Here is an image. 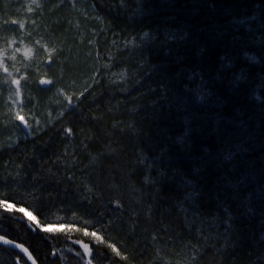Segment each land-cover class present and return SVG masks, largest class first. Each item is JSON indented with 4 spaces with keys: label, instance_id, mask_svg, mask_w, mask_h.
Returning <instances> with one entry per match:
<instances>
[{
    "label": "snow or ice",
    "instance_id": "snow-or-ice-1",
    "mask_svg": "<svg viewBox=\"0 0 264 264\" xmlns=\"http://www.w3.org/2000/svg\"><path fill=\"white\" fill-rule=\"evenodd\" d=\"M72 2L75 7V0ZM65 3L66 0H58L52 7L59 10ZM121 4L126 6V0H121ZM43 7L37 0H31L26 11L36 15V8ZM203 7L211 9L214 14L218 7L217 0H192L193 14ZM138 8L141 12H147L151 5L148 0H139ZM222 14L231 17L224 25L217 24L214 18L195 26L189 20L177 21L176 17H169L162 27L158 25L147 31L141 29L142 36L137 33L135 38L129 34L117 39L118 34L113 32L112 45L105 49V54L95 58L88 56L87 59L93 60L92 70L87 74V79H84L86 74L80 75L82 86L75 78L79 63L74 62L80 53H74L72 47L66 51V38L57 36L52 25H48L51 31L41 35V26L33 20L34 31L25 35V22L5 20V25L16 24L21 31L16 39L4 37L5 46L0 48V154L16 151L21 145L27 146L30 138L33 150L31 153L24 152V159L15 166L14 176H0V184L9 189L12 185L23 188L24 196L41 204L49 187L62 190L64 195L72 192L77 196V207H69L68 213L77 219L69 223H42L26 207H17L23 201L11 203L14 197L8 192H0V212L18 213L29 231L53 238L64 235L68 239L79 233L81 238L72 239L73 247L69 249L74 251L78 264H112L109 252L129 264L126 251L122 252L116 242L106 238L107 228L114 221L108 219L102 223L106 215L123 210L119 198L108 197V193L117 189L106 183L107 177L104 176L105 172H116L118 169L115 166L105 167L103 163L106 159L116 158L123 151V145L114 141L112 134L101 127L104 114L89 113L93 117L94 127H101L104 138L109 141L101 145L104 151L91 155L89 147L99 143L100 138L92 129H74L71 121L76 113L81 114L82 119H88L83 116V109L87 103H96L98 97L103 95L104 89L100 93L95 90L105 82L110 85L107 89L109 92L121 90L120 80L112 79L113 76L124 79L128 73H134L135 69L147 64L150 56L160 55L163 59L151 66L153 73L160 76L158 98L167 104L170 112L175 110L182 131L175 139L169 138L171 143H163L156 154L150 156L152 171L141 178V186L144 189L145 181L151 176V183L146 187L152 191H142V200L158 202L163 186L173 182L180 194L176 200L177 206L186 214L187 222H204L210 218L214 228L224 229L223 233L218 234L225 238L234 234L237 220L241 217L252 219L259 216L260 238L253 242L255 264H264V104L260 105L258 135L257 128L242 118L241 106L232 101V96L240 92L242 84L251 83L246 69L236 68V59L227 49L213 50L214 44L219 47L229 28L238 32L241 27L252 32L253 41L264 47V0L255 5L252 14L238 17L227 6L223 7ZM95 19L99 20L100 17ZM131 20L136 22L135 14ZM257 28L260 30L258 41L255 37ZM161 32L162 40L159 39ZM239 38L234 35L232 39L236 41ZM26 40L29 43H25ZM170 41H176L177 46L171 47ZM89 43L97 42L89 40ZM121 44L123 53L127 55L117 47ZM185 45L189 46L187 51L183 50ZM112 47H117L115 53L111 51ZM193 49L197 60L195 64L190 55ZM9 50L11 56L8 55ZM109 54L112 55L110 60L107 58ZM102 59L106 62L99 63ZM117 66L121 70L112 72ZM139 85L141 81L136 80L133 87ZM259 87L264 88V76ZM222 89H226L227 94ZM149 90L153 91L151 88ZM226 106L231 107V115H226ZM118 124V121L114 122L113 133L125 130L117 127ZM5 131L8 132L6 141L3 137ZM51 133L63 134L65 141L53 162L54 165L64 162L63 169L57 166L55 171L52 166L46 167L40 163L35 151V141ZM113 144L119 146L112 147ZM257 147L259 155L249 158ZM78 153L88 154L90 164L78 167ZM139 167L138 163L136 169ZM136 169L130 175H134ZM77 171L86 172L85 179L78 181ZM102 178L105 181L103 184ZM111 178L116 179L115 176ZM47 194L52 195L51 192ZM144 207L149 214L147 222L150 223L154 205L149 203ZM84 215L89 219H84ZM134 215L139 214L134 212ZM97 225H100L99 231ZM134 227L130 229L133 234ZM154 239L159 240V237ZM0 244L19 249L20 254H27L32 264H38V259L33 257L24 243H17L6 233L0 234ZM75 246H79V250ZM98 246L106 250L103 257L98 254ZM189 246L195 251V246ZM14 264L19 262L14 261ZM186 264H199V261L193 255Z\"/></svg>",
    "mask_w": 264,
    "mask_h": 264
},
{
    "label": "trees",
    "instance_id": "trees-1",
    "mask_svg": "<svg viewBox=\"0 0 264 264\" xmlns=\"http://www.w3.org/2000/svg\"><path fill=\"white\" fill-rule=\"evenodd\" d=\"M58 0H42L46 8L45 16L41 18L40 34H46L52 29L56 35L62 39L66 38L65 49L73 48V52H79L77 61L79 68L76 73L77 83L82 86L83 81L80 79L81 74L91 73L93 60L87 59L89 55L95 58L97 55L105 54V49L112 45V33L118 34L117 39L128 36L135 38L137 33L142 36V31L149 28L161 27L169 17H176L177 21L189 20L195 26H199L204 21L214 18L217 24L224 25L231 17L222 14L223 7L232 8L236 16L252 14L255 12V5L261 3V0H217L218 7L213 14L212 10L203 7L195 14L192 13V0H148L151 8L147 12H141L138 8L139 0H126V6H122L121 0H75L73 7L72 0H66L65 6L57 10L52 7ZM173 4V7H169ZM27 3L19 6H11L5 1L0 0V38L2 39L0 48H3L4 37L8 39L17 38L20 33L18 25H5L4 21L10 19L23 21L30 24L26 12ZM46 5V6H45ZM86 5H93L87 7ZM50 9V10H49ZM44 10V9H43ZM42 10V11H43ZM41 9L36 8V12ZM135 14L136 22L133 23L131 18ZM100 19L96 20L95 17ZM82 17L84 19H82ZM87 19V23H85ZM60 21L57 24V21ZM23 32L25 33L27 25ZM107 26V27H106ZM110 28V30H108ZM102 33V35H93V33ZM238 35L240 38L233 41V36ZM260 30L257 28L255 37L259 39ZM253 33L248 29L241 27L237 32L229 28L225 34L224 40L219 47L213 45L214 51L227 49L236 59V68H245L251 83L242 84L238 94L232 96V101L241 106L243 119L248 121L252 126L257 128L259 135L258 121L261 119L260 105L264 104V88H260L261 77L264 76V47L259 42H254ZM38 38V37H35ZM159 39H163V33H160ZM202 39H207L203 37ZM89 40L96 41L90 44ZM73 42L75 46L73 47ZM25 43H29L27 40ZM171 47H176V41L169 42ZM121 53L123 46L118 45ZM117 47H112L111 51L115 53ZM188 45L183 46L187 51ZM195 50L190 53L192 63H197ZM246 53V55H245ZM253 57L254 59H249ZM109 60L112 55H108ZM163 59L160 55L150 56L148 63L143 64L140 68L134 70V73H128L124 79L113 76L112 79L120 80V91H111L107 89L110 85L105 82L101 88H97L96 93L104 89L103 95L99 96L96 103H87L81 114H73L71 126L81 129H92L96 136L100 138L99 143L92 144L88 152L96 155L104 151L102 144H108L109 141L104 138L101 127L112 134V139L123 145V151L113 160H104L105 167L115 166L118 171L105 172L107 177L106 183L112 184L117 191L108 193L109 198H119L123 204L122 211H113L106 215L102 223L112 219L114 224L107 228V238L112 239L118 244L121 251H126L129 256V264H186L191 256H196L199 264H255L254 240L260 238V218L259 216L248 219L241 217L237 220V227L234 234L227 238L219 235L224 229L214 228L210 223V218L201 222L199 220L191 223L187 222L186 214L181 212L177 206L176 200L180 194L175 183H166L162 191L159 192L158 202L143 201L142 191H152L147 188L151 183V176L145 181V187L142 189L141 178L146 172L152 171V160L150 156L155 155L157 149L165 142L171 143L182 131L179 121L176 119L175 110H169L167 104L158 98L159 92L157 85L160 82V76L153 73L152 65L158 64ZM100 60L99 63H105ZM119 66L114 67L112 72H119ZM230 75V74H229ZM136 80L141 81V85L133 87ZM153 91H150L149 89ZM226 93V89H222ZM260 97V99H257ZM155 101V103H153ZM227 107L226 115H231V107ZM104 114L103 125L94 127L93 117ZM118 121L117 127L125 129L123 132L115 131L113 133V124ZM8 136V135H7ZM7 136L4 137L5 141ZM51 136V140L49 137ZM80 139V137H78ZM13 140H15L13 138ZM65 143L63 134L55 133L45 134L35 141V151L39 157V162L45 166H52L53 171L59 166L63 169V163L54 165L55 156L62 150ZM259 140H257V145ZM119 145L113 144L112 147ZM32 142L16 151H5L0 154V176L12 174L15 175L16 165L24 159V152L31 153ZM143 150V151H142ZM259 155V148H255L249 158H255ZM79 165L83 168L90 164L91 157L85 153H78ZM139 163L140 167L136 169ZM136 169L134 175L130 173ZM79 180L85 179L87 173L76 172ZM115 176L113 180L111 177ZM105 181L102 178V184ZM23 188L12 185L11 188H5L0 184V192H8L14 199L12 203H18L17 207L24 206L40 219L42 223H69L74 218L68 213L69 207H77V196L72 192L64 195L62 190L49 187L44 196V202L41 204L31 197L23 195ZM51 192L49 196L47 193ZM59 193V194H58ZM2 198V197H0ZM154 205V215H151V222H147L149 216L144 205ZM116 207L115 204L112 205ZM82 212V210H81ZM138 213L139 215H134ZM67 216V219L65 217ZM84 219H89L84 215ZM134 227V234L130 229ZM100 225H97L99 231ZM7 234L9 238L17 242L24 243L38 259V264H78L74 251H69L73 247L72 239L79 238L73 234L71 238L66 239L64 235L53 238L51 235L29 231L23 223L18 213L4 214L0 212V234ZM159 237V240L154 237ZM195 246V251L193 247ZM79 250V246H75ZM105 249L98 250V254L103 257ZM109 258L112 264H125L119 257H113L109 252ZM28 264L27 261L18 253L0 245V264Z\"/></svg>",
    "mask_w": 264,
    "mask_h": 264
},
{
    "label": "bare ground",
    "instance_id": "bare-ground-1",
    "mask_svg": "<svg viewBox=\"0 0 264 264\" xmlns=\"http://www.w3.org/2000/svg\"><path fill=\"white\" fill-rule=\"evenodd\" d=\"M3 1H5V3H8V4H10L12 7L13 6H19V5H21L22 3H27V4H30L31 3V0H3ZM42 2V0H37V3H41ZM26 7H27V5H25ZM27 12V11H26ZM28 13V12H27ZM9 56H11V52L8 54ZM8 135V132L7 131H5L4 133H3V137H5V136H7ZM14 139H15V137H13ZM12 203V202H11ZM76 235H78L79 236V238H81L80 237V234L79 233H75ZM106 238H107V236H106ZM111 240V242H113L112 241V239H110ZM18 243V242H17ZM20 243V242H19ZM92 243L93 244H95L96 242L95 241H92ZM0 245H2L3 247H6V248H8V249H11V250H13V251H15V252H18L19 254H20V252H19V249H13L12 247H10V246H6V245H3V244H0ZM25 245V244H24ZM25 247H27L26 245H25ZM101 248H103V246H98V249H101ZM29 251L32 253V251L29 249ZM26 261H27V263L28 264H30V262H29V260H28V258H27V256L25 255V254H20ZM32 255H33V257H35L34 256V254L32 253Z\"/></svg>",
    "mask_w": 264,
    "mask_h": 264
},
{
    "label": "rangeland",
    "instance_id": "rangeland-1",
    "mask_svg": "<svg viewBox=\"0 0 264 264\" xmlns=\"http://www.w3.org/2000/svg\"><path fill=\"white\" fill-rule=\"evenodd\" d=\"M46 6V5H45ZM39 9H41V8H39ZM44 9V10H43ZM43 10V11H42ZM45 11H46V8H42L41 9V11L40 12H36L37 14L36 15H34V14H29L28 15V19H30L31 21H33V20H36L37 21V23L41 26V18H43L44 16H45ZM13 19H10V21H12ZM11 24V23H10ZM26 24V23H25ZM9 25V24H8ZM11 25H15V24H11ZM27 25V27H26V31H25V35L28 33V32H33L34 31V28H33V25H32V22L30 23V24H26ZM41 30H43L42 28H41ZM44 31V30H43ZM18 35L19 34H17V37H18ZM12 39H16V38H12ZM1 42H2V39L0 38V45H1ZM29 42V41H28ZM10 47L11 46H9V49H10ZM11 51L9 50V53H10ZM8 53V54H9Z\"/></svg>",
    "mask_w": 264,
    "mask_h": 264
},
{
    "label": "water",
    "instance_id": "water-1",
    "mask_svg": "<svg viewBox=\"0 0 264 264\" xmlns=\"http://www.w3.org/2000/svg\"><path fill=\"white\" fill-rule=\"evenodd\" d=\"M19 243V242H18ZM6 246H10V245H6ZM10 247H12V246H10ZM26 256H27V254H25ZM29 260V259H28ZM29 262H30V264H32V261L31 260H29Z\"/></svg>",
    "mask_w": 264,
    "mask_h": 264
}]
</instances>
